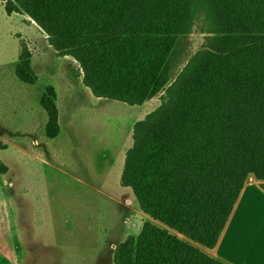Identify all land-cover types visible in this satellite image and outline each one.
<instances>
[{
    "label": "trees",
    "instance_id": "16d2710c",
    "mask_svg": "<svg viewBox=\"0 0 264 264\" xmlns=\"http://www.w3.org/2000/svg\"><path fill=\"white\" fill-rule=\"evenodd\" d=\"M5 11L26 13L73 57L95 97L139 106L165 92L135 125L121 178L161 226L144 224L114 264H226L205 250L248 179L264 181V0H7ZM200 16L210 46L177 73L179 39ZM16 74L37 84L25 45ZM55 97L48 87L41 99L49 139L60 134Z\"/></svg>",
    "mask_w": 264,
    "mask_h": 264
},
{
    "label": "rangeland",
    "instance_id": "374dc122",
    "mask_svg": "<svg viewBox=\"0 0 264 264\" xmlns=\"http://www.w3.org/2000/svg\"><path fill=\"white\" fill-rule=\"evenodd\" d=\"M0 0V144L9 172L2 177L15 221L19 264H114L115 249L137 238L145 215L132 187L121 182L135 125L163 103L165 92L139 106L97 98L71 56L24 12L8 15ZM204 16L179 39L181 71L210 46ZM27 46L37 84L17 77ZM56 92L60 134L46 136L41 99ZM161 226V225H160Z\"/></svg>",
    "mask_w": 264,
    "mask_h": 264
},
{
    "label": "crops",
    "instance_id": "0c3cea01",
    "mask_svg": "<svg viewBox=\"0 0 264 264\" xmlns=\"http://www.w3.org/2000/svg\"><path fill=\"white\" fill-rule=\"evenodd\" d=\"M1 176L0 264H19L15 221ZM205 251L226 264H264V181L248 179L218 244Z\"/></svg>",
    "mask_w": 264,
    "mask_h": 264
}]
</instances>
